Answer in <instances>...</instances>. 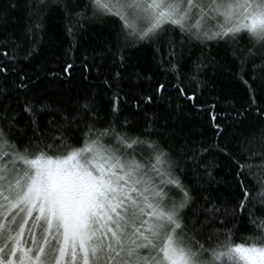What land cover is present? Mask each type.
<instances>
[{
  "label": "snow or ice",
  "instance_id": "snow-or-ice-1",
  "mask_svg": "<svg viewBox=\"0 0 264 264\" xmlns=\"http://www.w3.org/2000/svg\"><path fill=\"white\" fill-rule=\"evenodd\" d=\"M53 13L71 43L40 59ZM185 105L213 143L178 125ZM0 264H264V0L0 6Z\"/></svg>",
  "mask_w": 264,
  "mask_h": 264
},
{
  "label": "trees",
  "instance_id": "trees-1",
  "mask_svg": "<svg viewBox=\"0 0 264 264\" xmlns=\"http://www.w3.org/2000/svg\"><path fill=\"white\" fill-rule=\"evenodd\" d=\"M8 3V0H0V6H4ZM22 3V0H21ZM24 11L21 8L18 11H12L9 14V19L11 21V27L20 30L24 26ZM102 38V29L100 27L89 28L85 31L78 39L81 50H87L91 52L94 47H98L100 44V39ZM71 43L70 37H68L64 30L63 20L56 14L53 13L48 20L47 33L44 36V42L42 46V55L40 59H45L49 57L53 52H59L68 47ZM131 57V63L135 64L137 59L146 60L149 56V52L146 48H141L139 51L132 49L128 52ZM229 77H221L222 84L217 85L218 91H223L230 98H235L239 102L242 101V97L245 95L243 87L239 83H229ZM87 89V84L77 83L73 86L72 95H75L77 90H80V94L83 95V91ZM208 94L205 93V96ZM239 106V104L237 105ZM161 111H163L161 109ZM174 119L177 120L179 126H182L184 132H191L194 136L199 137L200 133L203 136L200 137L208 143H213L215 140L213 130L208 126V118L205 115H197L190 107V105H185L182 114L172 113ZM122 119V118H121ZM133 121L130 130L135 134L143 126V119L141 116L136 115L130 117ZM181 127H177V131H180ZM227 139L223 140L222 143H227ZM164 145L167 147L171 144L170 141L164 140ZM211 158V157H210ZM227 168L221 167L218 171L217 179L220 180H230L231 177L226 175ZM227 189H222L221 194L227 195ZM250 235V230L248 228H241L237 233L236 242H240V238Z\"/></svg>",
  "mask_w": 264,
  "mask_h": 264
}]
</instances>
